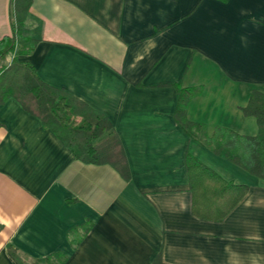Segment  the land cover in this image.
Masks as SVG:
<instances>
[{
  "label": "crops",
  "instance_id": "crops-1",
  "mask_svg": "<svg viewBox=\"0 0 264 264\" xmlns=\"http://www.w3.org/2000/svg\"><path fill=\"white\" fill-rule=\"evenodd\" d=\"M14 0H0V40ZM21 62L111 123L127 161L86 164L14 98L0 106V264H264V181L180 127L177 85L203 89L191 121L256 136L264 0H32ZM248 194L222 220L192 211L186 155ZM92 224L74 248L69 232ZM49 259V261H47Z\"/></svg>",
  "mask_w": 264,
  "mask_h": 264
},
{
  "label": "trees",
  "instance_id": "trees-1",
  "mask_svg": "<svg viewBox=\"0 0 264 264\" xmlns=\"http://www.w3.org/2000/svg\"><path fill=\"white\" fill-rule=\"evenodd\" d=\"M31 5L32 0H14L13 33L0 40V106L10 98L16 99L26 111L39 117L77 160L86 164H110L126 176V157L111 123L97 114L85 112L83 103L64 90L44 83L33 66L19 61L20 56L30 54L36 45L22 34ZM176 88L175 116L187 135L264 181V92L253 90L247 106L242 108L246 116L256 118L258 135H241L222 127L209 135L205 125L188 117L191 100L203 89L181 85ZM186 168L190 177L192 211L201 219L222 221L248 194L247 186L225 181L191 154L186 155ZM91 227L92 224H88L69 232L74 248L81 244ZM13 254L21 264H28L16 249ZM52 258H56L59 264L65 261V256L60 253ZM153 264L163 263L156 259Z\"/></svg>",
  "mask_w": 264,
  "mask_h": 264
}]
</instances>
